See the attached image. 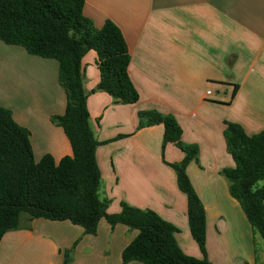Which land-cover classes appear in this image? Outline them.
<instances>
[{
  "label": "crops",
  "instance_id": "0c3cea01",
  "mask_svg": "<svg viewBox=\"0 0 264 264\" xmlns=\"http://www.w3.org/2000/svg\"><path fill=\"white\" fill-rule=\"evenodd\" d=\"M83 15L96 29L105 21L118 27L139 97L136 104H122L98 90L96 53L81 58L88 122L97 142L98 198L106 202V213L118 214L123 203L153 211L175 228L183 254L203 258L171 167L184 154L172 143L162 145V124L140 127L137 113L170 115L181 141L198 150L185 173L204 210L206 259L264 264V241L221 174L234 167L223 137L226 123L247 135L264 131V0H84ZM65 103L55 60L0 41V106L29 132L35 161L50 155L57 164L72 155L62 128L51 121L63 114ZM19 224L0 241V264H62L65 252L70 264H123L121 252L137 235L104 218L93 235L68 221L24 215Z\"/></svg>",
  "mask_w": 264,
  "mask_h": 264
},
{
  "label": "trees",
  "instance_id": "16d2710c",
  "mask_svg": "<svg viewBox=\"0 0 264 264\" xmlns=\"http://www.w3.org/2000/svg\"><path fill=\"white\" fill-rule=\"evenodd\" d=\"M83 7L84 0H0V41L57 62L66 103L63 114L51 121L62 128L72 151L57 164L50 155L35 161L29 132L0 106V241L6 232L19 228L21 215L68 221L88 235L95 234L104 218L111 227L121 224L137 231L121 252L123 264H211L205 257L204 210L185 173L198 150L181 141V129L172 116L152 110L137 113L140 127L162 124V145L172 143L184 154L171 167L187 199L190 235L203 258L183 254L174 239L175 228L153 211L123 203L118 214L109 215L106 202L98 198L97 142L88 122L81 58L89 50L96 53L98 90L122 104H136L139 97L128 76L129 55L120 30L111 21L94 28ZM223 137L234 167L221 174L252 231L264 241V186H258L264 181V131L247 135L228 122ZM62 264H70L69 252Z\"/></svg>",
  "mask_w": 264,
  "mask_h": 264
},
{
  "label": "built area",
  "instance_id": "2783aa9c",
  "mask_svg": "<svg viewBox=\"0 0 264 264\" xmlns=\"http://www.w3.org/2000/svg\"><path fill=\"white\" fill-rule=\"evenodd\" d=\"M209 94H210L209 92L206 93V95H209Z\"/></svg>",
  "mask_w": 264,
  "mask_h": 264
},
{
  "label": "rangeland",
  "instance_id": "374dc122",
  "mask_svg": "<svg viewBox=\"0 0 264 264\" xmlns=\"http://www.w3.org/2000/svg\"><path fill=\"white\" fill-rule=\"evenodd\" d=\"M21 216H24V215H21Z\"/></svg>",
  "mask_w": 264,
  "mask_h": 264
}]
</instances>
